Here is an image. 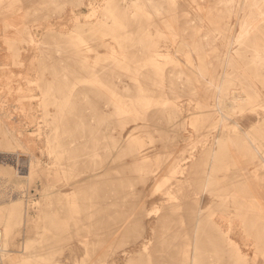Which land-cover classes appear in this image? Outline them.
Returning a JSON list of instances; mask_svg holds the SVG:
<instances>
[{"label": "rangeland", "instance_id": "rangeland-1", "mask_svg": "<svg viewBox=\"0 0 264 264\" xmlns=\"http://www.w3.org/2000/svg\"><path fill=\"white\" fill-rule=\"evenodd\" d=\"M233 6L228 0H0V247L10 252H0V264H189L183 237L169 248L183 213L171 207L180 199L166 200L169 185L180 196L170 167L182 159V136L203 157V147L232 133L230 125L218 132L212 114L200 115L197 105L214 99L201 75L217 83L230 55V78L256 84L264 96L255 78L264 48L257 60L254 36L233 44L243 27ZM257 105L240 116L247 131L258 123L256 111L262 113ZM256 133L264 139V130ZM226 162L220 157L217 170ZM152 171L161 177L157 187ZM69 180L80 182L77 196ZM245 183L228 178L216 187ZM53 187L81 204L79 227L59 239L52 216L62 197L55 189L51 194ZM220 198L206 194L201 205L226 214L218 210ZM105 226L119 232L98 245L95 234ZM232 234L234 247L201 246L200 264H264L263 233Z\"/></svg>", "mask_w": 264, "mask_h": 264}, {"label": "bare ground", "instance_id": "bare-ground-1", "mask_svg": "<svg viewBox=\"0 0 264 264\" xmlns=\"http://www.w3.org/2000/svg\"><path fill=\"white\" fill-rule=\"evenodd\" d=\"M228 1L229 4L233 3L234 5L232 7L233 18L235 16L236 22L243 25L238 36L236 35L233 37V44L238 43L250 36H254L252 42L254 47L257 49V52L258 49H263L264 0ZM260 57H262V54L259 52L256 53L255 58L258 60ZM230 61L231 56L227 55L224 60L223 70L219 75L217 83L213 82L212 80L205 79L201 75V78L205 84L209 85V89L211 88L213 91L214 99L211 104L204 103L205 101L203 100L202 103L197 106L202 110L201 113L198 112L200 115L206 116L207 113H210L217 117V124L214 128H216L218 132L222 129L229 132L231 126L232 133L224 140H222L219 136L210 147H203L201 152V154L203 153V157L201 155L198 157L193 151H189L186 148L189 137L182 136L181 138L185 142V146L182 151V159L177 165L170 167L172 172L171 179L176 180V182L179 183V189H176H178L180 196L177 198L175 195L176 192L171 188L172 185H169L168 189L166 190V200L167 202H174L180 199V203H173L171 207L175 210L182 208L183 213H178L179 215L177 214V218L180 219L178 226L179 229L174 232L171 238V240H173L172 244L174 245L169 248L174 249V247L176 248L179 246V236L183 237L181 241L183 244V247H181L183 248V258L185 260L184 262L189 264H200L201 256L199 252L201 246L203 245L211 246L220 243L226 246L234 247L236 243L233 242L234 240L232 241L230 236L232 233L236 234L239 230H244V232L254 233L256 235L262 233L264 234V206L262 205L261 201L263 199L262 194H264V139L261 140L256 133L258 128H261V131L264 130V118L261 117L262 113L264 115V104L262 103V100H264L262 97L264 96H262V90L256 84L254 88H252L248 87L250 85L244 86V83L238 82L237 79L230 78V75L227 71V66L229 65ZM260 62H262L261 65L263 66L260 70L261 72L258 73L255 78L256 82L259 81L262 83L264 88V57L261 58ZM228 82L232 84L230 87L227 86ZM20 92L22 93L23 90ZM254 104H258L257 106L263 107L261 111L262 113H260L258 110L256 111L258 123L253 130L247 131L245 130L243 118L240 116H242L243 112L247 108ZM191 116L193 117V115ZM203 116H200V118L203 119ZM169 119L171 120L170 114ZM250 122L252 121H249V123ZM25 145L26 147H29L28 144ZM222 148L225 149V155L222 154ZM113 155L114 151L110 152V157ZM139 157L140 160L144 159L142 153H139ZM220 157L222 160L227 162L224 167L217 170L216 165ZM32 158H34V156ZM240 158H244L243 162L240 160ZM145 163L149 166V168H151L153 165V160L145 161ZM70 167L73 166L71 165ZM231 169H233V174H228ZM66 170V166L62 167L63 174L66 173ZM152 173L153 182L155 183V187H157V184L160 182L159 178L161 177L158 176L159 174L156 171H152ZM220 173H222V175H220ZM228 178L237 181H245L246 183L240 188H237L234 185L232 186L231 184V188L226 190H224V188L219 189L216 187L217 184H221L222 180H227ZM79 183L80 182L77 184L72 180L68 181L69 186L74 187L77 185L74 187L75 191L73 194L75 196H77V189L80 188ZM254 183L258 185H256L257 189L253 188ZM54 189L58 196L60 198L62 197L58 203L55 213L52 216L53 226L56 230V237L59 239L60 235L65 229L70 228L73 230V227H79L78 211L81 204L77 203L75 199L70 200L68 192H64V190H61L60 188L53 187L51 194L53 193ZM81 191L83 192V190ZM206 194L213 196L214 198L215 196L221 197L220 201L216 200L218 210L222 212L227 211L226 214L218 216L216 214L217 209L214 211H210V209L205 211L206 209H203L201 203L203 196ZM146 202L147 201L144 199L142 200V203H140L143 206H146ZM140 203L139 205H141ZM184 208L186 209L187 213H184ZM15 209L16 208L10 209V217L12 214H14ZM215 215L218 217L215 218ZM234 217L239 218L241 223H235L233 221ZM142 222L143 221L141 220H135V223L138 226L141 225ZM114 225H116V222ZM108 227L100 230L101 233L96 231L98 234H95V236H98V238L95 240L96 242L91 240V243L95 242L98 245H104L116 236L117 232H119L118 228H120V231L123 229V227L119 226L117 228L118 230L116 228H112L114 229L112 232H107L106 229ZM174 235L177 236L174 237ZM163 238L164 241H168L167 237ZM82 243L84 245H88V243L85 241ZM91 243L89 241V245ZM6 247L5 245L1 246L0 252L6 254ZM236 249L239 250L240 248ZM26 250L27 249L24 248V251ZM144 251L146 252L147 248H145ZM177 252L178 251L176 249V252L170 255L174 256L177 254ZM7 253L9 254L10 252L7 251ZM235 254L237 257L242 256L239 251H236ZM71 259L76 260L74 256L71 257Z\"/></svg>", "mask_w": 264, "mask_h": 264}]
</instances>
